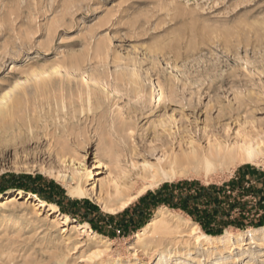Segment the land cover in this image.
Wrapping results in <instances>:
<instances>
[{
    "label": "rangeland",
    "instance_id": "rangeland-1",
    "mask_svg": "<svg viewBox=\"0 0 264 264\" xmlns=\"http://www.w3.org/2000/svg\"><path fill=\"white\" fill-rule=\"evenodd\" d=\"M56 63L83 69L55 72L45 89L28 80L1 104L0 198L20 190L36 196L27 201L24 194L18 205L0 209V264H264L260 238L237 244L240 231L264 226V152L230 170L162 181L144 193L181 180L243 182L251 189L240 200L248 221L263 224L227 227L221 235L236 243L230 248L203 241L189 254L152 249L136 233L162 206L140 214L134 204L144 194L117 213L104 208L115 181L133 194L147 184L140 176L147 164L264 143V0H0V96L25 79L17 66ZM99 123L120 132L118 159L103 156ZM85 129L89 141L72 143ZM64 137L79 152L62 154ZM75 172H83L89 195L71 193L76 182L62 175ZM27 183L79 214L27 190ZM226 190L234 202L240 192ZM39 199L55 206L38 207ZM170 209L190 227L197 223ZM240 214L237 208L229 219Z\"/></svg>",
    "mask_w": 264,
    "mask_h": 264
},
{
    "label": "bare ground",
    "instance_id": "bare-ground-1",
    "mask_svg": "<svg viewBox=\"0 0 264 264\" xmlns=\"http://www.w3.org/2000/svg\"><path fill=\"white\" fill-rule=\"evenodd\" d=\"M61 64L56 63L57 66L55 65V67H43L41 70H37V68L31 67H29V69L27 67L23 69L17 66V71L20 70L21 72H24L25 79H21L20 82L15 84V86L9 88L3 94H1L0 111L4 112V110L1 109V104L5 102L8 98H10L13 94L15 95L18 92V89H23L28 80H34L39 89V87L41 86L44 87L43 85L47 81L49 83V81L53 78L55 72L65 71L72 73L74 71L83 69V66L80 64H72L69 66ZM93 79L96 81L100 80L99 77L96 75H93ZM99 83L101 85L100 81ZM91 90L89 89L88 92H90ZM90 93L88 94L89 96H87V98L91 96ZM107 126V130L105 131V127L103 128L99 123V127L96 130L98 136V144L101 145L103 148L101 149L103 150L104 157L111 158L114 156L118 159L120 132L116 128H114L112 124ZM71 138L73 141L72 143L75 142L77 145H82L84 142L87 143L89 141L88 130L85 129L82 132H78L77 134H74V136H72ZM63 139L64 144H62V147L60 146L61 143L59 142V146L62 148L63 151H61L62 154L64 153L65 155L69 156V154L71 155L75 154L76 152H79L76 148H73V146L71 145L72 143L68 140V138L64 137ZM256 144L254 145L250 143H245L243 146L240 147L239 150H236V148L233 149L232 147L230 148L219 146L203 151L195 150L190 152H184L182 154H173L166 160L160 161L157 164H147L145 166L144 171L140 175L143 181L147 180V184L137 194H133L132 189L129 185H124V183L122 185V182L115 181L113 190L107 188L108 198L105 201L104 208L109 213H117L125 209L129 204L132 203V201H134L140 195L144 194L148 189H152L154 186L159 185L162 181L174 180L175 178H180L182 176L208 177L210 175H213V173L217 172L218 170L229 169L237 163L251 161L253 162L262 152H264V143L261 144L259 142ZM71 162L73 163L74 159H71ZM107 163L104 162L103 165L107 167ZM82 173L75 172L71 176L67 174H63L62 176L65 179H69V182L71 184L73 183V181L76 182V186L71 189V193L73 195H79L81 197H84L87 196V194H90V190L84 188L83 184L80 181V176H83L81 175ZM88 177V174H86V180H88ZM103 184L104 183H102L101 191L106 188H104ZM24 194H26L27 201H30L31 198L36 196L31 192H25L23 190H20L14 194L6 195L0 198V209H7L18 205L20 200L23 198ZM37 205L38 207H43L46 205L55 206L54 204H48L45 200L42 199H39ZM172 211L173 210H171L167 206L160 207L159 212L154 218H152L148 225L144 229L136 233L138 239L140 241H144L145 244L149 247H152V249L154 247L156 249L159 247L161 249V247H163V251L167 250L171 254L173 252L180 251L181 253H190L193 245L203 241L205 242V244L212 246L223 244V248H230L236 244L232 242V239L229 238L227 234L220 236H212L206 234L202 230V228L195 222L193 223V226L190 227L188 224L189 222L187 223L185 219H180V217L178 218L176 217V215L171 216L173 214ZM55 221L56 220H53V222ZM246 238H249L251 240L260 238V240L264 243V226L260 228H250L247 230L240 231L237 244H243ZM207 249V251L210 252V249ZM194 259L201 260L202 256H196Z\"/></svg>",
    "mask_w": 264,
    "mask_h": 264
},
{
    "label": "trees",
    "instance_id": "trees-1",
    "mask_svg": "<svg viewBox=\"0 0 264 264\" xmlns=\"http://www.w3.org/2000/svg\"><path fill=\"white\" fill-rule=\"evenodd\" d=\"M229 186L231 192H240L235 197L234 202H229L230 195L226 190ZM226 186L210 185L204 186L197 181L181 180L178 182H166L156 191H148L141 196L134 207L138 209L140 214L150 215L159 206H167L169 208L181 209L188 213L197 223H199L203 230L210 235H221L229 226H235L245 229L249 225L260 226L263 222L248 221L246 216L245 204L240 200L251 194V189L246 188L243 182L232 180ZM29 191H33L39 195L46 196L49 201L59 204L61 209L72 215H77L80 209L67 210L61 199H57L56 195H46L40 187L35 184L24 186ZM70 204L76 203L71 201ZM94 210L98 211L96 205L92 206ZM90 208V211L92 210ZM240 211V216L234 217L233 220L229 218L233 215L235 210ZM79 210V211H78ZM130 208H127L120 217L128 214ZM95 227L94 222L92 223ZM126 227V225H125Z\"/></svg>",
    "mask_w": 264,
    "mask_h": 264
}]
</instances>
